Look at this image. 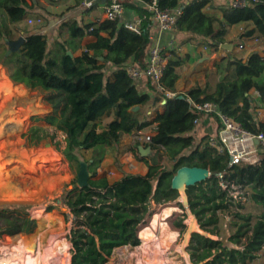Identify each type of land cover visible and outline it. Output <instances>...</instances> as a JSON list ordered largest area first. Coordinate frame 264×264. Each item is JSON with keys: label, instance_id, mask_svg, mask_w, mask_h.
Instances as JSON below:
<instances>
[{"label": "trees", "instance_id": "obj_1", "mask_svg": "<svg viewBox=\"0 0 264 264\" xmlns=\"http://www.w3.org/2000/svg\"><path fill=\"white\" fill-rule=\"evenodd\" d=\"M139 1L147 5L152 0ZM248 1L250 4L244 8H231L216 7L211 0H192L185 5L181 0H159L162 9L182 10L177 32L186 36L183 44L191 41L196 47L205 46L218 52L222 45L229 43L233 26L249 25L238 35V42L227 56L226 76L216 83L213 91L209 84L204 86L196 78L194 85L178 92L179 70L193 62L189 54L171 51L172 57L161 80L162 91L151 79L135 82L128 75L127 65L139 69L147 66L152 41L144 26L138 34L119 19H99L87 24L70 20L62 25L67 38L56 41L49 49L47 33L18 28L31 15L29 0H0L3 30L0 65L10 79L2 75L0 91L11 90L15 84L42 97L51 111L32 117L34 124L22 138L27 146L35 147L47 139L54 140L60 132L65 146L60 148L56 142V149L76 174L70 184L64 185L62 199L74 217L69 239L71 264H107L120 247L136 249L150 243L151 240L144 239L143 231L152 215L151 202L165 204L179 197L171 189V180L183 166L206 168L212 174L210 179L187 190L190 210L203 232L218 234V211L244 209L242 202L230 195L232 185L247 193L260 211L256 218L241 212L235 214L239 223H234L237 230L229 238L232 246L221 239L193 233L188 246L192 264H247L257 258L264 247V153L254 163L228 167V155L216 153L209 145V134L204 133L196 143L192 134L194 121L203 115L191 106V102H213L222 113L253 134L264 133V120L259 116V111L264 110V83L255 81L264 73V53L253 51L245 58L238 55L239 45L245 41L264 43V0ZM123 5L145 13L144 23L150 22L147 7L140 8L131 0H125ZM207 6L218 9L222 18L207 15L203 11ZM4 17L11 29L7 28ZM20 33L25 43L19 52L7 55V42L16 41ZM88 38L92 40L84 42ZM69 51L72 56L68 55ZM78 51L81 53L76 56ZM110 67L111 72L107 74L106 69ZM141 82L150 92L143 90ZM254 91L260 93L259 98L253 95ZM159 103L163 111H157L154 120L141 118L145 106ZM136 106L140 109L133 111ZM148 128L153 135L145 145L151 151L143 158L147 169L144 174L123 172L121 178L111 181L106 172L98 171L107 149L120 145L126 136ZM88 152H91L90 158L82 159L81 154ZM160 154L171 163L170 168L157 164ZM151 156L154 164L148 163ZM82 161L88 164L91 173L89 187L85 188H80L77 182ZM30 208L19 203L0 204V236L11 241L10 247L4 248L10 251L13 262L20 264H39L36 258L41 253L38 249L37 253L31 251L33 237L29 235L36 230L38 220L40 229L46 224L58 227L62 220L58 214L51 213L54 210L62 213L65 223L70 220L69 214L58 205L47 206L46 212L38 211V219L32 216ZM168 224L180 234L186 229L181 215ZM64 242L65 239L52 237L48 258L55 260V255L64 251L67 241Z\"/></svg>", "mask_w": 264, "mask_h": 264}, {"label": "rangeland", "instance_id": "obj_2", "mask_svg": "<svg viewBox=\"0 0 264 264\" xmlns=\"http://www.w3.org/2000/svg\"><path fill=\"white\" fill-rule=\"evenodd\" d=\"M31 1L32 0H29L30 3ZM46 2L48 9L51 11L38 13L44 20L45 25L42 26V28L34 26L32 28L36 31L47 33L49 49L53 48L56 41L62 42L67 38L66 28H62L65 22L70 20H76L80 24H87L90 22L88 19L82 18L81 15H77V13L74 18L71 17L73 15H71L72 12L70 10L63 12L62 7L58 6V2H49L48 0ZM1 19L2 16H0V21ZM248 27L249 25L247 24H240L234 27L228 36L229 43H237L238 35L248 29ZM2 33L3 30L0 24V45L3 42ZM84 42L87 41L85 40ZM252 42L253 40L242 43V50H240L239 45L238 55L241 58H245L247 54L256 49L257 46L253 49L254 46L251 45ZM199 47L201 46H198L197 49ZM220 52L225 56L221 58L217 57L219 59L214 63L219 80L226 76L225 69L228 67L229 59L227 57L229 52L226 50L220 49L218 52H211V54ZM77 53L79 54V52ZM77 53L75 54L76 56L78 55ZM262 53L264 52L262 51ZM186 65H188V63ZM3 70L5 71L0 65V82L2 80V75H4L2 73ZM106 71L107 74H109L111 72V67L110 69H106ZM215 79V76L208 77L209 83L212 81V83H210L211 87L214 86ZM40 100H42L41 96L28 91L24 86L20 87L14 84L11 90L2 88L0 91V204L19 203L30 205V212L36 219L39 218L38 211L46 212V207L50 205H58L63 209V212H67L70 217L68 223H65L62 213L56 210L51 212L58 214L62 220V223L55 228L46 224L40 229V220H38L36 230L32 234H29L33 237L30 248L31 251L35 253H37V249L41 253L36 258L39 264H48L47 260L50 258H48L47 253L51 238L59 237V239H65L64 243L67 241V245L63 246V253L60 252L55 255V263L71 264L73 254L72 244L69 239L71 237V231L74 228V217L70 213L68 207L63 203L62 199L66 189L64 185L70 184L75 179L76 174L70 169L67 160L56 149V142L59 143L60 148L65 146L63 141L64 137L58 132L54 140L47 139L45 142L35 147L27 146L26 140L22 138L34 124L31 121L32 117L43 115L51 111L50 109L49 112H42L40 109ZM156 109H158L157 111H161L162 105L159 103L154 109L152 105L145 106L141 118L147 121L154 120L157 112ZM260 115L259 113V116ZM42 126H45V124H42ZM214 126H217L216 122ZM205 132H207V130L202 128V126L198 125L194 127L192 134L195 137L196 143L199 142ZM139 133L142 135H151L152 131L151 128H148ZM137 134L126 136L120 145L107 149L103 165L98 171L100 173L106 172L109 180L113 181L121 178L123 172L126 171L135 174L145 171L146 163L143 160L145 157L141 155L140 149H145L144 146L146 144L136 140L135 137H137ZM212 135L213 134L210 136ZM132 141L135 142V144L139 143V145H136L137 147L134 145L132 146ZM141 144L144 145L143 148L140 147ZM90 156L91 152L81 154V158L86 160H88ZM153 156L148 159L149 164H154ZM157 164L162 168L171 167V163L165 159L163 154H160L158 157ZM223 186L226 187L224 184ZM69 188H71V186ZM230 188V195L238 201H241L244 205V209L238 210L237 208H233L227 212L218 211V234L212 235L211 238L221 239L225 244L232 246L229 242V238L237 230L234 223H239L235 214L241 212L242 214H251L254 216L253 218H256L259 216L260 211L259 208L249 200L247 193L242 192L234 185L230 186ZM57 200L59 201L57 202ZM184 206L183 202L177 204L176 200L165 204L151 202L150 210L152 215L145 228L149 227L158 218L160 222L162 215L171 211L172 212L165 218V221L168 222L169 220L178 218V215H181L186 224V229L183 234L176 232L177 235H174V238H176L174 242L169 246L166 245L167 247L161 246V248L168 251V259L170 262L167 264H192L188 251L191 236H187L190 224H192L196 231L203 232L199 226L198 220L196 219V222H194L193 217L188 214ZM170 237L172 238L173 236ZM10 242L11 241L6 236H0V255L10 252L4 248H9ZM154 244H156V241L143 243L137 247V249L129 246L120 247L113 252L107 264H145L146 261H151L153 259L152 257L156 258L161 256V249L154 248L152 246ZM14 263L20 264L18 261ZM247 264H264V247L258 252L257 258L253 261H249Z\"/></svg>", "mask_w": 264, "mask_h": 264}, {"label": "built area", "instance_id": "obj_3", "mask_svg": "<svg viewBox=\"0 0 264 264\" xmlns=\"http://www.w3.org/2000/svg\"><path fill=\"white\" fill-rule=\"evenodd\" d=\"M57 1V0H53ZM125 0H106L103 7L104 19L115 20L119 19L126 28L140 33L139 20H133L127 15V10L123 5ZM137 1V0H131ZM254 2L257 0H253ZM97 4V0H82V9H92ZM250 4L248 0H232L231 8H244ZM152 20L157 24L159 33L161 35L169 36L165 45L161 40H155L150 37L152 44L149 49V56L147 58V66L144 69H139L133 65H127L126 71L130 78L135 82L151 79L159 91H162L161 80L167 64L172 57L171 51L176 50L182 52V48L177 45L174 40V35L177 31V22L179 16L182 14L181 9L169 10L162 9L159 6V0H152L146 5ZM29 25L41 26L43 25L42 18L28 19ZM243 45L240 46L242 50ZM207 47H204L206 50ZM253 95L260 97L258 91H254ZM173 96V95H170ZM192 108L201 113L207 118L217 119L220 130L217 134L210 137L209 145L216 151L217 154L226 153L229 157L228 167L240 165L243 163H254L258 161L259 154L264 153V133L253 134L251 131L245 129L239 122L232 117L222 113L217 104L213 102L194 103L191 102ZM261 111V110H260ZM261 113V112H259ZM200 118L194 121V125H200ZM151 135L137 134L136 140L148 144L151 142ZM141 136V137H140Z\"/></svg>", "mask_w": 264, "mask_h": 264}, {"label": "crops", "instance_id": "obj_4", "mask_svg": "<svg viewBox=\"0 0 264 264\" xmlns=\"http://www.w3.org/2000/svg\"><path fill=\"white\" fill-rule=\"evenodd\" d=\"M46 1L47 0H32L31 3H30V5H31V8H30L31 15L28 17V19H36L38 17L42 18L41 16H39L38 13L46 12V11L50 12L51 10L48 9V5H47ZM48 1L50 2V0H48ZM190 1H192V0H181L182 4H184V5L187 4ZM56 2H58L57 3L58 6L62 7V11L63 12H65L66 10H70L72 12L71 15H73L71 17H73V18L75 17V15L77 13V15H81L82 18L88 19L90 22H95V21H97L99 19H104L103 7H104V4H105L106 0H97V4L92 9H82V6H81L82 5V0H57ZM231 2H232V0H211V3L214 6H216V7L223 6V5L230 6ZM132 3L134 5L140 7V8L147 7L143 2H141L139 0L134 1V2L132 1ZM125 8L127 10L126 12H127L128 16H130L133 20H139L141 22L140 27L144 26L146 29H148L150 37L154 38L155 40H157V39L161 40L162 44L165 45V42L169 38V36L161 35L159 33L158 26L152 20L151 17L149 18L150 19L149 23H144L143 20H145V18H146L145 17V13H141L140 11H138L136 9H130V8H127V7H125ZM203 11L207 15L222 18L221 12L218 9L212 8L210 6H207ZM4 20L6 21L7 28L11 29V26H10L9 22H8V20H6L5 17H4ZM27 20L25 22H22V23L18 24V28L30 29L33 26L42 28V26L45 25L44 23L41 26L29 25ZM43 22H44V20H43ZM237 26L238 25L233 26L231 28V30H233L234 27H237ZM19 36L20 37L23 36V33H20ZM91 40H92L91 38L86 39V41H91ZM174 40L177 43V45L182 48L183 51L181 52V54L182 55L189 54V55H191V57L193 59V62L188 63V65H185L184 67H182L179 70L180 79H179V81L177 83L178 92H182L186 88H189L192 85H194L196 78L204 86L209 84L210 91H213L216 83L219 81V76H218L217 70L214 67V63H216L217 59H219L221 57H224L225 55L221 54V52L220 53L211 54V52H212L211 49L207 48L206 50H204L205 46H201V47H199L197 49V47L191 41L190 42H186V43L183 44V42L186 41L187 38H186V36L184 34H181V33L177 32V31H176V33L174 35ZM251 45L254 46L253 49H255V47L257 46L256 49L253 50V51H258V52H262L263 51L264 52V43L261 40H254ZM78 52L80 54V51H78ZM217 57H219V58H217ZM2 73L5 75V71L4 70H3ZM209 76L210 77L211 76H215L216 77L214 86H212V87H211V84H210V83H212V81L210 83L208 81V77ZM255 81H257L260 84H263L264 83V73L259 78L255 79ZM141 84H142L141 87L143 88V90L145 92H150L148 90V87L144 84V82H141ZM18 86L23 87L22 85H18ZM39 103H40V109H41L42 112H49L50 111V108L48 106H46L42 102V100H40ZM152 106H153V109H154L155 105H152ZM157 110L158 109H156V111ZM162 111H163V108H162V110L160 112H162ZM259 112H261L260 113L261 114L260 118L264 120V110H261ZM200 122L201 123H200L199 126H202V128L207 130V132H205V133H207L209 135H211V134L215 135L220 130L219 123H218V121L214 120V118H207L205 116H202L201 119H200ZM215 122L217 123L216 127L214 126ZM133 145L135 147H137L136 145H139V143L135 144V142L132 141V146ZM143 146H144L143 144L140 145V147H142V148H143ZM144 148H145V146H144ZM145 172H146V169H145V171L143 173H140V174H144ZM167 224H168V222H167ZM140 240H141V238H140Z\"/></svg>", "mask_w": 264, "mask_h": 264}, {"label": "water", "instance_id": "obj_5", "mask_svg": "<svg viewBox=\"0 0 264 264\" xmlns=\"http://www.w3.org/2000/svg\"><path fill=\"white\" fill-rule=\"evenodd\" d=\"M26 39L24 36L19 37L16 41L7 42L8 51L7 55L11 53L19 52L21 46L25 43ZM221 49L226 50L228 52H232L234 49V44L225 43L222 45ZM69 56H72V52H68ZM183 98V97H181ZM140 109L139 106H136L133 111H138ZM151 148L140 149V153L143 157L149 155ZM91 177V173L88 169V164L84 161L80 163V169L77 173V182L80 188L89 187V179ZM212 177V174L209 169L200 168V167H188L183 166L180 167L171 180V189L179 193V197L176 199V203H184V207L188 211V214L193 217L194 222H196V217L192 214L189 205V197L187 190L189 187L196 186L199 183H202ZM193 223V221H192ZM193 233H201L196 231L192 224H190L187 236H192ZM202 234L207 235L208 237H212L211 234H206L202 232Z\"/></svg>", "mask_w": 264, "mask_h": 264}, {"label": "bare ground", "instance_id": "obj_6", "mask_svg": "<svg viewBox=\"0 0 264 264\" xmlns=\"http://www.w3.org/2000/svg\"><path fill=\"white\" fill-rule=\"evenodd\" d=\"M171 212L167 214H163L160 222L158 221L159 219L158 218L149 227H146L144 229L143 231L144 239L156 241V244L152 246L156 249L157 248L161 249L160 250L161 256H158L156 258L152 257L153 259L151 261H146L145 264H167L170 262L168 259V251L161 248V246L163 245L164 247H167L176 240V238H174V235L176 234V232L172 231L169 225L167 224V221H165V218ZM170 236H173V237L171 238ZM47 262L48 264H56L55 263L56 260H52V259L47 260ZM0 264H15V263L13 262L11 255L7 252V253H3L2 255H0Z\"/></svg>", "mask_w": 264, "mask_h": 264}]
</instances>
